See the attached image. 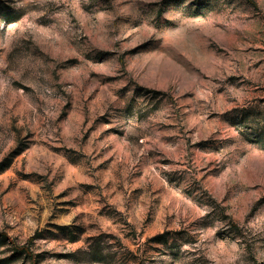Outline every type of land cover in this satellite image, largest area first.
<instances>
[{"label": "rangeland", "instance_id": "1", "mask_svg": "<svg viewBox=\"0 0 264 264\" xmlns=\"http://www.w3.org/2000/svg\"><path fill=\"white\" fill-rule=\"evenodd\" d=\"M2 234L0 264H264V0H0Z\"/></svg>", "mask_w": 264, "mask_h": 264}, {"label": "trees", "instance_id": "2", "mask_svg": "<svg viewBox=\"0 0 264 264\" xmlns=\"http://www.w3.org/2000/svg\"><path fill=\"white\" fill-rule=\"evenodd\" d=\"M0 238L3 239L4 241H7V242L9 241L8 236L5 234H2ZM12 245H13L11 246L12 248H10L11 250H9V252L12 253L11 258H15L17 256H23V255L27 256L29 254L27 247H19V246H16L15 244H12Z\"/></svg>", "mask_w": 264, "mask_h": 264}]
</instances>
